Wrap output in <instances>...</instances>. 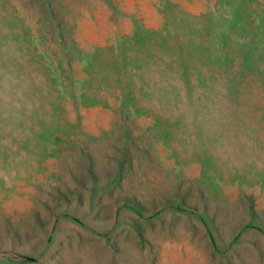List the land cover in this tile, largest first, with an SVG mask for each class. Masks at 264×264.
I'll use <instances>...</instances> for the list:
<instances>
[{
	"label": "rangeland",
	"instance_id": "obj_1",
	"mask_svg": "<svg viewBox=\"0 0 264 264\" xmlns=\"http://www.w3.org/2000/svg\"><path fill=\"white\" fill-rule=\"evenodd\" d=\"M0 264H264V0H0Z\"/></svg>",
	"mask_w": 264,
	"mask_h": 264
},
{
	"label": "crops",
	"instance_id": "obj_2",
	"mask_svg": "<svg viewBox=\"0 0 264 264\" xmlns=\"http://www.w3.org/2000/svg\"><path fill=\"white\" fill-rule=\"evenodd\" d=\"M39 12V9L36 7V9H35V14H37ZM38 15V14H37ZM124 16L123 17H125V15H127V13H124L123 14Z\"/></svg>",
	"mask_w": 264,
	"mask_h": 264
}]
</instances>
